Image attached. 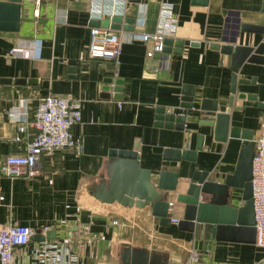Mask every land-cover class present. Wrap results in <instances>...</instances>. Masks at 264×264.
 <instances>
[{"label":"crops","instance_id":"1","mask_svg":"<svg viewBox=\"0 0 264 264\" xmlns=\"http://www.w3.org/2000/svg\"><path fill=\"white\" fill-rule=\"evenodd\" d=\"M163 2L171 4L176 17L171 38L181 40L182 49L173 53L176 47L171 45L167 58L158 53L148 57L150 43L143 42L141 35L154 31ZM163 2H128L122 17H135L134 28L109 29L120 41L116 60L109 61L87 54L88 30L94 27L90 21L106 17L92 18L88 0H20L17 31H0V78L30 82L0 85V161L17 150L10 140L16 122L10 118L9 108L27 100L31 115L36 99L47 94L80 101V120L71 131L80 136L81 150L76 154L63 147L40 153L37 173L27 178L0 174V223L26 224L36 231L47 224L59 237L74 231L78 224H87L91 234L80 264H120L119 250L124 244L165 252L177 264H264V247L254 242L206 243L201 232L194 236L191 231L177 229L170 220L167 225L159 224L148 205L100 201L95 193L108 179V150L128 149L135 139L139 142L138 164L152 173L165 168L187 178L198 169L220 180L234 168L241 139L214 140L212 127L200 123L209 117L198 104L200 98L214 99L217 108L224 110L230 86L229 56L209 45L257 44L262 35L242 32L240 26H264L262 0ZM33 41L36 46L28 51ZM12 49L16 51L11 53ZM69 61H75L74 74L68 72ZM108 77L122 79L123 84L119 93L111 90L103 96L102 80ZM237 78L247 84L236 85V91L254 94V98H233L229 124L248 129L254 139L264 129V65L243 62ZM182 85L193 88L190 108L179 106ZM112 94H120V98ZM157 106L184 114L183 128L155 125ZM197 134L201 135V148L194 160L162 158L165 147L194 149ZM233 191V202L240 204V188ZM167 212L169 217L179 218L181 206L173 203ZM40 245L30 239L26 250ZM29 260L33 261L32 255Z\"/></svg>","mask_w":264,"mask_h":264},{"label":"water","instance_id":"2","mask_svg":"<svg viewBox=\"0 0 264 264\" xmlns=\"http://www.w3.org/2000/svg\"><path fill=\"white\" fill-rule=\"evenodd\" d=\"M129 3L139 4L140 0H127ZM165 1V0H160ZM205 2V0H201ZM20 0H0V31H17L20 21ZM261 12H264V0L261 2ZM135 17H122L111 15L100 20H91L89 25L108 28L111 30L132 31ZM240 30L246 33L262 35L255 45H228L212 43L209 48L218 50L221 54L229 56L230 86L224 110L217 108L214 99L200 98L199 109L204 111L209 118L202 120L201 124L212 127V138L225 141L229 137H239L241 146L232 172L225 174L220 180L212 178L207 170L193 169L187 178L180 177L177 170L160 168L152 173L150 169L138 164L137 150L138 139H135L128 149H109V162L107 164L106 184L103 182L95 193L100 201H116L125 205L138 207L148 205L150 213L156 216L158 223H169L168 208L174 203L181 206L180 217L177 218L176 227L179 230L191 231L194 236L200 232L205 237L206 243L213 240L254 242L253 209L250 187V164L253 154V139L250 131L229 124V110L233 98H254V94H245L236 91V85L247 84L244 79L237 78V72L243 62L264 65V26L242 24ZM171 45L176 47L173 53H180L182 41L172 38L162 40L161 53L168 55ZM68 72L76 71L75 61H69ZM101 87L102 95L108 96L112 90L121 91L122 79L104 78ZM21 78H0L3 87L23 85ZM249 82V81H248ZM120 98V94H112ZM193 99V88L182 85L180 90L179 106L190 108ZM264 106V102L261 103ZM185 115L166 111L163 106L155 108L153 123L157 126L182 129ZM201 135H196L194 149L171 148L162 149V158L166 160H194L196 150L201 148ZM154 174V175H153ZM104 181V180H103ZM240 188V204H235L234 189ZM172 199L173 201H171ZM54 237V230L48 229L44 234L34 231L29 239L39 241ZM173 258V259H171ZM120 264H177L176 259L169 257L165 252L148 251L144 248L131 247L124 244L119 250Z\"/></svg>","mask_w":264,"mask_h":264},{"label":"built area","instance_id":"3","mask_svg":"<svg viewBox=\"0 0 264 264\" xmlns=\"http://www.w3.org/2000/svg\"><path fill=\"white\" fill-rule=\"evenodd\" d=\"M92 18L111 15L123 16L127 10V0H88ZM36 14V11L34 12ZM176 30V17L171 4L161 3L154 31L142 34L141 40L150 43L146 56L161 53L162 40L171 38ZM36 46L31 42L32 48ZM16 49H12L11 53ZM21 53V51L18 50ZM120 52L118 36L108 28L90 27L88 30L87 54L91 58L115 61ZM28 102L21 100L9 108L10 118L16 122L15 132L10 140L16 145V151L6 154L0 161V174L8 177H30L38 171L40 153L70 147L74 153L81 150V138L74 135L71 127L80 120V101L77 98L58 94L38 97L31 117H28ZM264 112V109H263ZM31 128V130H28ZM26 137H22V133ZM250 187L253 209L254 244L264 247V129L253 139V154L250 164ZM2 195H0V198ZM176 223V217H169ZM50 228L42 224L37 231L44 234ZM34 229L26 224L0 223V264H80L83 248L91 234L87 224H78L74 231H66L62 236L39 240L41 245L26 250L29 236ZM32 255L33 261L29 260ZM16 257V258H15ZM180 264V263H178ZM182 264V263H181Z\"/></svg>","mask_w":264,"mask_h":264},{"label":"trees","instance_id":"4","mask_svg":"<svg viewBox=\"0 0 264 264\" xmlns=\"http://www.w3.org/2000/svg\"><path fill=\"white\" fill-rule=\"evenodd\" d=\"M34 106H35V102H34V104H33V108H32L31 114H32V112H33ZM29 110H30V108H29V105H28V112H29ZM28 117H29V118L31 117V115H30L29 113H28ZM29 130H31V128H29Z\"/></svg>","mask_w":264,"mask_h":264}]
</instances>
